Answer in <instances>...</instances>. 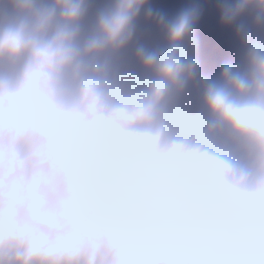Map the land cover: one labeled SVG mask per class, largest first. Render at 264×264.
Masks as SVG:
<instances>
[{
  "label": "clouds",
  "instance_id": "obj_1",
  "mask_svg": "<svg viewBox=\"0 0 264 264\" xmlns=\"http://www.w3.org/2000/svg\"><path fill=\"white\" fill-rule=\"evenodd\" d=\"M196 2L168 21L110 0L85 32L90 0H0V264H264V46L239 23L264 28V0L221 6L244 60L216 80ZM142 13L164 47L136 42ZM190 86L206 116L177 128ZM226 130L258 171L218 149Z\"/></svg>",
  "mask_w": 264,
  "mask_h": 264
},
{
  "label": "water",
  "instance_id": "obj_2",
  "mask_svg": "<svg viewBox=\"0 0 264 264\" xmlns=\"http://www.w3.org/2000/svg\"><path fill=\"white\" fill-rule=\"evenodd\" d=\"M237 0H197L195 6L201 11L199 21L194 29L195 41L198 44V61L201 80H216L225 63L243 67L244 52L236 36V27L225 28L221 25L220 8L225 4H235ZM249 30L253 41L264 46V28L254 27L251 15L240 22ZM188 54L191 55L189 48ZM124 71L135 73L137 79H143L144 73L134 58H120ZM194 118L206 116L203 110L201 93L196 86H190L185 94L175 101Z\"/></svg>",
  "mask_w": 264,
  "mask_h": 264
},
{
  "label": "rangeland",
  "instance_id": "obj_3",
  "mask_svg": "<svg viewBox=\"0 0 264 264\" xmlns=\"http://www.w3.org/2000/svg\"><path fill=\"white\" fill-rule=\"evenodd\" d=\"M100 4L107 6L110 3V0H99ZM196 0H148V4L150 5L154 14L159 13L165 17L168 21H173L176 17L185 9L191 7ZM92 9L87 16V19L94 22L96 13L102 8H96L93 5ZM85 24V23H84ZM93 25H89L88 27L91 28ZM87 29L86 26H83ZM88 30V29H87ZM136 42L143 44L144 46L150 49H157L164 47L165 39L160 31L151 24L146 23L144 20L143 13L141 14V18L136 25ZM134 57L133 52L130 49L127 53L123 54L121 58H129ZM178 106V107H177ZM180 108V110H178ZM184 112L187 111L177 103L174 102L173 104V121L177 128H180L184 125L190 124L191 122L188 121ZM194 119V117L192 116ZM229 131H225L220 140L218 141V149L222 151L224 154L233 157L236 159L242 166L249 169L252 172L258 171V163L254 156V154L247 148L245 144L238 145V139L233 138L225 139L226 136L229 135ZM236 144V145H234ZM241 143V142H240ZM241 150H240V149Z\"/></svg>",
  "mask_w": 264,
  "mask_h": 264
},
{
  "label": "trees",
  "instance_id": "obj_4",
  "mask_svg": "<svg viewBox=\"0 0 264 264\" xmlns=\"http://www.w3.org/2000/svg\"><path fill=\"white\" fill-rule=\"evenodd\" d=\"M91 22H92V21H90L89 19L86 18L84 26H86V27L89 29L88 26L91 25ZM84 30H85V32L88 31V30L85 29V28H84ZM177 107H178V106H177ZM172 110H173V108H172ZM178 110H180V108H179ZM184 114H185L186 118L188 119V121L192 122V121L194 120V119H193L188 113L184 112ZM229 136H230V133H229V135H228L227 137H229Z\"/></svg>",
  "mask_w": 264,
  "mask_h": 264
}]
</instances>
